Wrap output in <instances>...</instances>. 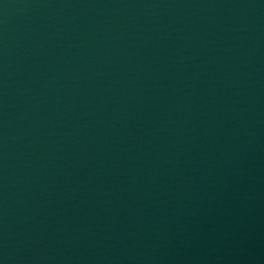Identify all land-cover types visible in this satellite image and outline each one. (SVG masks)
<instances>
[{
    "label": "water",
    "instance_id": "water-1",
    "mask_svg": "<svg viewBox=\"0 0 264 264\" xmlns=\"http://www.w3.org/2000/svg\"><path fill=\"white\" fill-rule=\"evenodd\" d=\"M0 264H264V0H0Z\"/></svg>",
    "mask_w": 264,
    "mask_h": 264
}]
</instances>
